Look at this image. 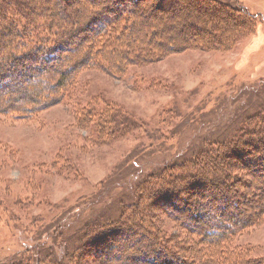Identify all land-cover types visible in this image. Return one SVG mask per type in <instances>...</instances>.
<instances>
[{
	"label": "rangeland",
	"instance_id": "obj_1",
	"mask_svg": "<svg viewBox=\"0 0 264 264\" xmlns=\"http://www.w3.org/2000/svg\"><path fill=\"white\" fill-rule=\"evenodd\" d=\"M220 1L227 4L222 12L212 13L209 6L203 10L206 13L189 17L207 26L209 33L189 28L184 35L179 29L185 19L163 15L162 22L137 14V29L118 43L121 49L142 46L149 43L148 36L154 31L161 37V28L168 29L164 30L166 40L169 34L179 43L209 39L213 45L210 49L170 52L155 62L131 65L118 79L95 68H81L66 100L43 108L30 120L21 114L17 118L0 114V264L23 257L34 264L36 259H46L49 252L57 259L67 253L77 254L75 247L88 226L111 223L123 215L124 207L136 208L133 191L148 173L147 165L149 169L160 168L185 154L193 157L204 141L222 140L241 121L247 122L251 114L264 109V0ZM79 2L68 5L60 0H32L31 5L38 13L36 19L46 17L56 21L58 25L53 26L61 27L70 26L66 20L85 7L86 3ZM242 5L246 7L243 11ZM123 22L116 29H121ZM221 27L225 33L219 35ZM3 32L12 35L11 30L3 28ZM226 35L230 42L224 43L228 46L223 45L226 39L222 36ZM87 51L91 48L82 51V56ZM27 84L18 80L16 87L8 89L7 98H26L24 92L31 91ZM33 88L38 92L47 89ZM28 105L25 99L21 103ZM108 106L138 123L137 128L107 140L97 134L93 124L79 121L85 109ZM177 146L179 151L173 152ZM124 176L130 184L123 187L119 183ZM238 177L242 178L241 174ZM240 183L233 189L250 195L253 189ZM136 206L146 216L153 212L162 223L167 247L179 257L202 263L210 256L211 247L201 245L196 234L183 229L160 205L147 207L141 198ZM52 227L56 229L46 246L31 247V237L38 238ZM226 244L228 251L248 248L251 258L264 256V219L239 230ZM215 256L218 258V253Z\"/></svg>",
	"mask_w": 264,
	"mask_h": 264
},
{
	"label": "trees",
	"instance_id": "obj_2",
	"mask_svg": "<svg viewBox=\"0 0 264 264\" xmlns=\"http://www.w3.org/2000/svg\"><path fill=\"white\" fill-rule=\"evenodd\" d=\"M60 1L68 5L79 1L86 3L73 15V19L66 20L73 26L55 27V20H47L46 17L36 19L38 13L31 5L32 0H0V114L12 115L13 118L21 114L30 120L43 108L66 100L74 89V76L81 68H95L118 79L131 65L155 62L170 52L193 47L210 49L213 45L209 39L179 43L169 34L166 40L164 32L168 29L161 28V37L157 35L159 32L154 31L148 36L149 43L142 46L129 45L121 49L118 43L137 29L134 28L137 14L148 19H161L162 22L163 15L180 17L185 19L179 29L184 35H188L189 28L205 34L209 33V28L190 18L198 16L195 13H206L203 10L209 6L213 7L210 10L212 13L222 12L227 6L220 0ZM217 2L220 5L213 6ZM240 7L242 11L246 9L244 5ZM193 9L201 12H194ZM182 12H185L183 17L180 15ZM122 21L124 26L116 29ZM3 28L11 30L12 35L3 32ZM222 28L217 31L219 35L225 33ZM222 37L226 39L227 35ZM87 41L88 44L85 43ZM227 41L230 42L223 40V45L228 46L229 43H224ZM166 45L168 48H165ZM88 48L91 51L82 56V51ZM20 79L27 82L26 87L31 90L24 92L28 106H21L24 99L7 98L9 90ZM41 86L47 89L38 92L33 88ZM244 91L240 92L244 94ZM83 112L79 121L93 124L97 134L107 140L120 137L125 130H133L138 125L128 117L113 112L109 106L100 110L93 107ZM240 123L222 140L204 141L193 157L187 156L185 150L182 159H173L163 167L149 169L147 165L148 173L135 184L133 191L136 208L124 207L121 211L123 215L111 223L88 226L75 247L77 254L67 253L57 259L49 252L46 259H36L34 264H222L221 261L224 264H264V256L251 258L248 248L228 251L226 246V242L239 230L250 228L264 219V109L260 108L259 112L251 114L247 122ZM258 130L262 131L258 133ZM175 151H179V146ZM244 176L251 180H246ZM135 177L138 179L139 176L132 178ZM241 181L253 189L250 195L236 190ZM119 184L124 187L130 181L125 178ZM141 198L146 200L147 207L160 205L161 210L178 221L183 229L196 234L201 245L211 247L210 256L206 259L212 261L188 262L167 247V236L161 232L162 223L152 215L153 212L146 216L142 209L137 208ZM143 215L147 218L137 220ZM55 229H48L38 238L31 237V247L40 246L39 249H42ZM215 252L220 259L214 257ZM6 264H31V260L16 258L15 262Z\"/></svg>",
	"mask_w": 264,
	"mask_h": 264
}]
</instances>
